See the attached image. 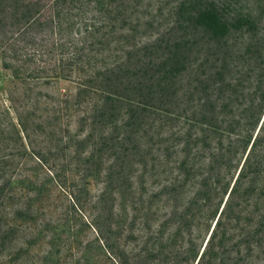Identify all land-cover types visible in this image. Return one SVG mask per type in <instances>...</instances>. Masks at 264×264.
Masks as SVG:
<instances>
[{
	"label": "trees",
	"instance_id": "16d2710c",
	"mask_svg": "<svg viewBox=\"0 0 264 264\" xmlns=\"http://www.w3.org/2000/svg\"><path fill=\"white\" fill-rule=\"evenodd\" d=\"M0 61V264H264V0H0Z\"/></svg>",
	"mask_w": 264,
	"mask_h": 264
},
{
	"label": "rangeland",
	"instance_id": "374dc122",
	"mask_svg": "<svg viewBox=\"0 0 264 264\" xmlns=\"http://www.w3.org/2000/svg\"><path fill=\"white\" fill-rule=\"evenodd\" d=\"M59 88L68 89L72 93L73 85L65 80H61L59 83ZM12 87L11 76L8 71L3 68L0 61V102H4L8 98V92Z\"/></svg>",
	"mask_w": 264,
	"mask_h": 264
}]
</instances>
